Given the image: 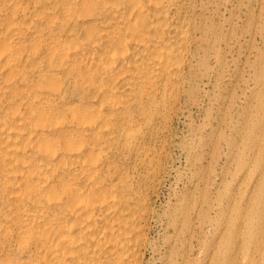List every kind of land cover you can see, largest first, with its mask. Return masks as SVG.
<instances>
[{
  "label": "bare ground",
  "instance_id": "obj_1",
  "mask_svg": "<svg viewBox=\"0 0 264 264\" xmlns=\"http://www.w3.org/2000/svg\"><path fill=\"white\" fill-rule=\"evenodd\" d=\"M206 14L207 0H0V264H144ZM249 219L236 264H264V210L244 241Z\"/></svg>",
  "mask_w": 264,
  "mask_h": 264
},
{
  "label": "rangeland",
  "instance_id": "obj_2",
  "mask_svg": "<svg viewBox=\"0 0 264 264\" xmlns=\"http://www.w3.org/2000/svg\"><path fill=\"white\" fill-rule=\"evenodd\" d=\"M201 22L205 63L172 120L144 264H236L252 251L242 220L245 241L264 210L246 206L264 195V0H207Z\"/></svg>",
  "mask_w": 264,
  "mask_h": 264
}]
</instances>
